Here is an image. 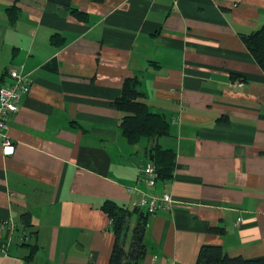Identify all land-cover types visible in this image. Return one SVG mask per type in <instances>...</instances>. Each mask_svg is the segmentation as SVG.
Returning a JSON list of instances; mask_svg holds the SVG:
<instances>
[{
    "label": "crops",
    "instance_id": "1",
    "mask_svg": "<svg viewBox=\"0 0 264 264\" xmlns=\"http://www.w3.org/2000/svg\"><path fill=\"white\" fill-rule=\"evenodd\" d=\"M15 1L0 0V86L14 67L30 90L8 121L14 152L0 145V264H110L102 204L132 207L128 187L173 196L147 215L138 264H195L202 244L264 257V71L241 38L264 0ZM127 77L164 134L123 136ZM155 144L174 169L149 187Z\"/></svg>",
    "mask_w": 264,
    "mask_h": 264
},
{
    "label": "trees",
    "instance_id": "2",
    "mask_svg": "<svg viewBox=\"0 0 264 264\" xmlns=\"http://www.w3.org/2000/svg\"><path fill=\"white\" fill-rule=\"evenodd\" d=\"M49 1L70 8L72 0ZM15 2L8 8L9 11L11 10L10 12L16 10ZM13 18H15V14ZM241 38L256 63L264 71V24L250 33L243 34ZM113 103L122 113L119 125L123 136L129 143L134 144L141 138H155L167 131L165 119L148 110L143 101V94L139 90L137 78L127 77L124 79L121 94ZM149 156L150 161L155 165L158 179H167L172 176L174 153L170 149H162L155 144L150 149ZM102 209L107 213L110 227L114 233L109 263L138 264L146 253L143 237L148 214L136 207L120 206L108 200L104 201ZM134 213L137 214V220L130 227L131 217ZM25 216L27 217V215ZM209 230H216V228L210 227ZM195 264H264V257L255 259H245L240 256L230 257L221 245L202 244L197 249Z\"/></svg>",
    "mask_w": 264,
    "mask_h": 264
},
{
    "label": "built area",
    "instance_id": "3",
    "mask_svg": "<svg viewBox=\"0 0 264 264\" xmlns=\"http://www.w3.org/2000/svg\"><path fill=\"white\" fill-rule=\"evenodd\" d=\"M8 72L12 81L0 86V145L3 155H10L14 152V142L7 134L8 121L11 115L20 110L22 96L30 90L29 79L19 69L10 67ZM140 180L144 181L149 187L156 185L158 174L152 161L141 167L138 181ZM127 191L137 193L136 199L132 202V207H136L147 214L164 210L173 202L172 194L167 191L160 193L146 192L134 187H128ZM151 264H158L157 257L153 258Z\"/></svg>",
    "mask_w": 264,
    "mask_h": 264
},
{
    "label": "rangeland",
    "instance_id": "4",
    "mask_svg": "<svg viewBox=\"0 0 264 264\" xmlns=\"http://www.w3.org/2000/svg\"><path fill=\"white\" fill-rule=\"evenodd\" d=\"M130 226H131V223H130Z\"/></svg>",
    "mask_w": 264,
    "mask_h": 264
}]
</instances>
